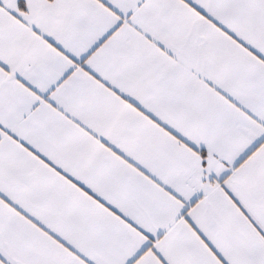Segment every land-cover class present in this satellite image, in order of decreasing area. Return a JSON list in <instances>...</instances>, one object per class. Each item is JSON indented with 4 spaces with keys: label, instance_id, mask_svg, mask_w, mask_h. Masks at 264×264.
Listing matches in <instances>:
<instances>
[{
    "label": "snow or ice",
    "instance_id": "snow-or-ice-1",
    "mask_svg": "<svg viewBox=\"0 0 264 264\" xmlns=\"http://www.w3.org/2000/svg\"><path fill=\"white\" fill-rule=\"evenodd\" d=\"M0 264H264V0H0Z\"/></svg>",
    "mask_w": 264,
    "mask_h": 264
}]
</instances>
